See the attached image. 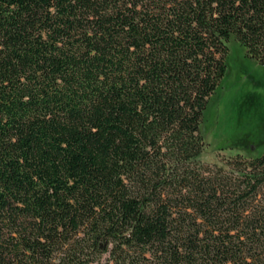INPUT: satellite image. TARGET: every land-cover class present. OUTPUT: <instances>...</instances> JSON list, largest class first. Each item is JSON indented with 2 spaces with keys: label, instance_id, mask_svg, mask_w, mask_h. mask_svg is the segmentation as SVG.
<instances>
[{
  "label": "trees",
  "instance_id": "16d2710c",
  "mask_svg": "<svg viewBox=\"0 0 264 264\" xmlns=\"http://www.w3.org/2000/svg\"><path fill=\"white\" fill-rule=\"evenodd\" d=\"M230 37L264 0H0V264H264V149L198 159Z\"/></svg>",
  "mask_w": 264,
  "mask_h": 264
},
{
  "label": "rangeland",
  "instance_id": "374dc122",
  "mask_svg": "<svg viewBox=\"0 0 264 264\" xmlns=\"http://www.w3.org/2000/svg\"><path fill=\"white\" fill-rule=\"evenodd\" d=\"M225 72L199 125L202 163L221 166L235 155L256 157L264 149V67L230 37Z\"/></svg>",
  "mask_w": 264,
  "mask_h": 264
}]
</instances>
